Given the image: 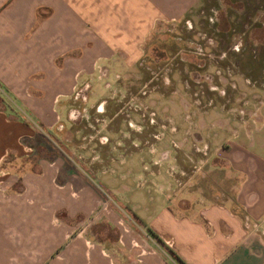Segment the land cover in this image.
Listing matches in <instances>:
<instances>
[{"label": "crops", "instance_id": "crops-1", "mask_svg": "<svg viewBox=\"0 0 264 264\" xmlns=\"http://www.w3.org/2000/svg\"><path fill=\"white\" fill-rule=\"evenodd\" d=\"M199 2L0 0V264H264V93L245 118L217 111V143L91 144L88 173L57 143L78 84L132 68Z\"/></svg>", "mask_w": 264, "mask_h": 264}, {"label": "rangeland", "instance_id": "rangeland-1", "mask_svg": "<svg viewBox=\"0 0 264 264\" xmlns=\"http://www.w3.org/2000/svg\"><path fill=\"white\" fill-rule=\"evenodd\" d=\"M195 9L188 18L161 24L163 33L151 34L149 49L132 68L108 78V69L97 66L98 82L77 85L59 121L57 143L84 147L79 153L61 148L79 156L80 170L91 171V144L111 143L114 151L121 143H207L206 133L210 143L220 142L217 111L245 118L246 110L260 104L254 95L264 93V0H200ZM168 93L174 112L164 110ZM263 141L262 133L253 142ZM192 150L199 153V144ZM127 158L137 160L135 154ZM118 215L122 224L140 230L131 247L142 252L149 245L146 235L123 209Z\"/></svg>", "mask_w": 264, "mask_h": 264}, {"label": "trees", "instance_id": "trees-1", "mask_svg": "<svg viewBox=\"0 0 264 264\" xmlns=\"http://www.w3.org/2000/svg\"><path fill=\"white\" fill-rule=\"evenodd\" d=\"M151 232V231H150ZM153 234V233H152ZM170 253L173 254V252L171 250H168ZM174 257L176 258V260L180 263V264H184L177 256L174 255Z\"/></svg>", "mask_w": 264, "mask_h": 264}, {"label": "built area", "instance_id": "built-area-1", "mask_svg": "<svg viewBox=\"0 0 264 264\" xmlns=\"http://www.w3.org/2000/svg\"><path fill=\"white\" fill-rule=\"evenodd\" d=\"M74 94H77L76 91H74Z\"/></svg>", "mask_w": 264, "mask_h": 264}]
</instances>
